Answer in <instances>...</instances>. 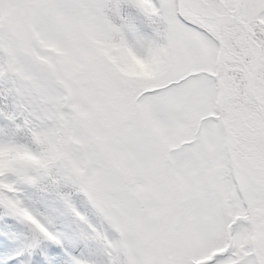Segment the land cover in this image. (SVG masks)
I'll list each match as a JSON object with an SVG mask.
<instances>
[{
    "label": "snow or ice",
    "instance_id": "1",
    "mask_svg": "<svg viewBox=\"0 0 264 264\" xmlns=\"http://www.w3.org/2000/svg\"><path fill=\"white\" fill-rule=\"evenodd\" d=\"M0 264H264V0H0Z\"/></svg>",
    "mask_w": 264,
    "mask_h": 264
},
{
    "label": "trees",
    "instance_id": "2",
    "mask_svg": "<svg viewBox=\"0 0 264 264\" xmlns=\"http://www.w3.org/2000/svg\"><path fill=\"white\" fill-rule=\"evenodd\" d=\"M5 229L10 232L23 231L21 225L13 221L11 217L5 216L2 210H0V235H5Z\"/></svg>",
    "mask_w": 264,
    "mask_h": 264
}]
</instances>
